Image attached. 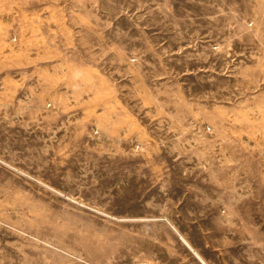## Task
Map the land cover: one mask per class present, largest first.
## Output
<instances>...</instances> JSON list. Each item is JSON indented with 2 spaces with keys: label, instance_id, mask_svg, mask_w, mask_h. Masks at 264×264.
<instances>
[{
  "label": "rangeland",
  "instance_id": "obj_1",
  "mask_svg": "<svg viewBox=\"0 0 264 264\" xmlns=\"http://www.w3.org/2000/svg\"><path fill=\"white\" fill-rule=\"evenodd\" d=\"M264 264V0H0V264Z\"/></svg>",
  "mask_w": 264,
  "mask_h": 264
},
{
  "label": "built area",
  "instance_id": "obj_2",
  "mask_svg": "<svg viewBox=\"0 0 264 264\" xmlns=\"http://www.w3.org/2000/svg\"><path fill=\"white\" fill-rule=\"evenodd\" d=\"M139 264H148L147 262H145V261H142V262H140Z\"/></svg>",
  "mask_w": 264,
  "mask_h": 264
}]
</instances>
